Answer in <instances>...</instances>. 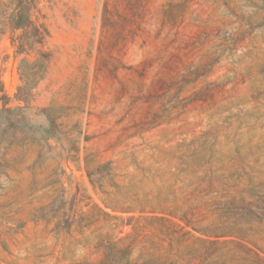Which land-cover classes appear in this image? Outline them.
<instances>
[{
    "label": "rangeland",
    "instance_id": "rangeland-1",
    "mask_svg": "<svg viewBox=\"0 0 264 264\" xmlns=\"http://www.w3.org/2000/svg\"><path fill=\"white\" fill-rule=\"evenodd\" d=\"M12 4L0 0V264H101L110 245L132 262H250L245 240L174 217L206 227L213 202L250 201L252 185L264 198V0H35L47 36L22 51Z\"/></svg>",
    "mask_w": 264,
    "mask_h": 264
},
{
    "label": "trees",
    "instance_id": "trees-1",
    "mask_svg": "<svg viewBox=\"0 0 264 264\" xmlns=\"http://www.w3.org/2000/svg\"><path fill=\"white\" fill-rule=\"evenodd\" d=\"M35 0H13L12 12L7 17V24L12 32L20 31L17 37L18 51L23 50V42L30 37L34 38L37 43L41 42L47 31L41 25H36L32 20V9L34 8ZM40 57L46 58L47 53L39 52ZM32 89L29 88L27 83H23L17 89L16 99L27 103L30 99ZM5 99L4 95L0 96V100ZM5 105V103H3ZM3 112L11 113L8 109H0ZM16 123L10 122L8 128H15ZM246 193H251L250 201H246L244 197L239 196L237 199L234 196H229L224 202L217 201L214 209V220L209 226L202 227L197 225V219L192 213L189 216L186 213L178 215L177 218L184 224L185 227H190L193 231L204 232L210 234L215 238L233 236L240 240H245L247 245L237 244L244 257L251 256V261L247 262L242 258L235 264H264V259L258 254L261 252L259 243L264 242V198L253 196V194L260 192L258 188L252 185L249 189H243ZM216 192V191H215ZM255 210V211H253ZM260 212L258 216L255 212ZM172 212L168 213L171 216ZM174 214V213H173ZM159 222L166 221L162 218L157 219ZM176 228V224H172ZM183 227L179 228L182 231ZM135 234V230H134ZM176 230H172L166 235L168 242H173L176 245ZM189 232H183L182 237L188 236ZM131 237V236H130ZM128 237V238H130ZM259 242V243H258ZM210 247L217 245V242L213 241L209 243ZM128 247L119 248L114 245H110L106 248V253L101 264H176V261L162 260L161 257L154 258L148 251H144L143 255H139L133 262L129 259ZM253 249L257 250L254 251ZM212 264H228L225 259H217Z\"/></svg>",
    "mask_w": 264,
    "mask_h": 264
}]
</instances>
